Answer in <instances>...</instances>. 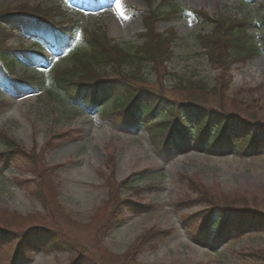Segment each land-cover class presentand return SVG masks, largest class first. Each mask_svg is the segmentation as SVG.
Instances as JSON below:
<instances>
[{
  "label": "rangeland",
  "instance_id": "1",
  "mask_svg": "<svg viewBox=\"0 0 264 264\" xmlns=\"http://www.w3.org/2000/svg\"><path fill=\"white\" fill-rule=\"evenodd\" d=\"M32 6L55 21H77L76 37L84 30L103 32L126 50L141 44L142 17L149 9L181 10L155 24L157 32L173 33L161 77L164 93L181 100L187 90L180 87L199 81L214 86L229 111L255 116L264 126V51L233 62L220 82L196 39L209 26L198 25L194 14L245 20L262 47L264 0H0L4 50L29 48L47 58L30 62L12 55L11 76L40 78L37 89H7L0 82V156L9 149L4 138L17 148L4 162L0 157V231L10 230L13 249L19 239L15 230L53 227L70 246L35 250L29 264H69L78 249L98 264H242L240 251H264L261 229L214 249L194 237L214 204L264 208V150L249 157L196 148H166L162 154L157 150L162 141L143 126L124 127L116 114L101 117L98 108L108 99L100 98L91 109L70 103L51 78L68 65L81 40L61 50L7 28L2 13ZM5 70L0 63V77ZM144 76L156 79L148 69ZM12 253L10 246L0 249V264Z\"/></svg>",
  "mask_w": 264,
  "mask_h": 264
},
{
  "label": "trees",
  "instance_id": "2",
  "mask_svg": "<svg viewBox=\"0 0 264 264\" xmlns=\"http://www.w3.org/2000/svg\"><path fill=\"white\" fill-rule=\"evenodd\" d=\"M29 9L4 12L1 17L6 20L8 29L22 31L33 39L39 38L45 45L57 43L61 50L69 48L76 38L81 40L82 47L69 53L68 65L54 70L51 78L55 88L70 103L91 109L100 98L108 99L98 108L101 117L116 114L122 117L121 124L124 127L143 126L150 137L162 141L157 146L160 153L168 151L166 148L179 152L196 148L219 156L237 154L249 157L264 150V126L259 124L255 116L229 111L230 108L214 86L187 81L180 87L187 90L181 100L170 98L164 93L161 77L165 76L162 74L166 71L164 62L170 58L173 33L169 30L157 32L155 24L181 10L169 8L157 12L149 9L142 17L144 32L141 44L133 50H126L112 43L103 32L84 30L80 37H76L77 21L73 19L55 21L52 14L40 12L43 9L33 6ZM194 14L198 25L209 26L207 32L199 31L196 39L209 64L219 72L220 82L233 62L264 51V45L257 46V42L247 32L245 20H221L201 11H195ZM263 24L261 20V26ZM5 29L0 24V63L6 69L5 75L0 77L1 84L7 89L14 87L19 91L37 89L42 84L40 78L11 76V67L15 65L12 55L16 54L30 62L35 56L44 61L47 58L39 51L31 52L29 48L4 50L1 45ZM144 69H148L156 79L150 80L144 76ZM13 81L15 86H12ZM108 103L110 105L105 106ZM3 142L9 146L0 156L4 162L17 148L5 138ZM207 210L202 223L204 227L198 229L199 236L197 234L194 237L210 248H216L233 236L264 230V208H232L214 204ZM195 223L198 224V221ZM15 231L19 239L14 249L12 244L15 241L10 238V230L0 231V249L10 246L13 252L2 264H29L35 250L48 251L70 246L69 240L63 239L57 228ZM85 253L83 249H78L69 264H98L97 259L93 260ZM238 254L242 257V264H264L263 250L240 251Z\"/></svg>",
  "mask_w": 264,
  "mask_h": 264
}]
</instances>
